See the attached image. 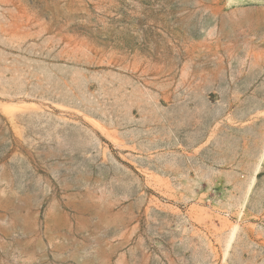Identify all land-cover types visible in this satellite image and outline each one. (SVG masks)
<instances>
[{
    "label": "rangeland",
    "instance_id": "obj_1",
    "mask_svg": "<svg viewBox=\"0 0 264 264\" xmlns=\"http://www.w3.org/2000/svg\"><path fill=\"white\" fill-rule=\"evenodd\" d=\"M263 155L264 0H0V264H264Z\"/></svg>",
    "mask_w": 264,
    "mask_h": 264
},
{
    "label": "bare ground",
    "instance_id": "obj_2",
    "mask_svg": "<svg viewBox=\"0 0 264 264\" xmlns=\"http://www.w3.org/2000/svg\"><path fill=\"white\" fill-rule=\"evenodd\" d=\"M263 159H264V155H263ZM263 159H262V161H263ZM260 168H261V165L258 167V170H257V172L255 173V175H254V177H253V180H252V182H251V184H250V187H249V191H251L252 189H253V187H254V185H255V183H256V181H257V174H258V172H259V170H260ZM259 175V174H258ZM248 199V198H247ZM237 227V226H236ZM235 233V232H234ZM233 238V237H232ZM233 240V239H232ZM231 243V242H230ZM230 247V246H229Z\"/></svg>",
    "mask_w": 264,
    "mask_h": 264
}]
</instances>
